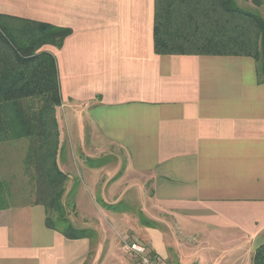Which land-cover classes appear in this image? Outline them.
<instances>
[{
  "label": "crops",
  "instance_id": "1",
  "mask_svg": "<svg viewBox=\"0 0 264 264\" xmlns=\"http://www.w3.org/2000/svg\"><path fill=\"white\" fill-rule=\"evenodd\" d=\"M154 13L155 0H0V15L71 31L43 47L56 59L59 138L87 130L94 146L118 148L187 237L251 258L264 244V81L247 56L157 55ZM45 219L39 203L0 206V264H86L91 239Z\"/></svg>",
  "mask_w": 264,
  "mask_h": 264
},
{
  "label": "trees",
  "instance_id": "2",
  "mask_svg": "<svg viewBox=\"0 0 264 264\" xmlns=\"http://www.w3.org/2000/svg\"><path fill=\"white\" fill-rule=\"evenodd\" d=\"M249 1L264 6V0ZM70 33L0 15V144L29 141L27 157L44 186L41 201L35 203L46 210V227L67 239H87L90 232L74 229L61 203L68 180L56 163L60 151L56 109L62 101L55 56L43 49L61 47ZM153 48L157 55L251 57L264 81V18L241 10L235 0H155ZM251 264H264V244L254 250Z\"/></svg>",
  "mask_w": 264,
  "mask_h": 264
},
{
  "label": "rangeland",
  "instance_id": "3",
  "mask_svg": "<svg viewBox=\"0 0 264 264\" xmlns=\"http://www.w3.org/2000/svg\"><path fill=\"white\" fill-rule=\"evenodd\" d=\"M235 2L241 10L264 18V7H256L249 0ZM58 113L61 119V112ZM71 122L68 117L69 126ZM60 125L65 131L67 119L63 118ZM66 133L62 140L59 138L56 158L57 166L61 158L63 164L58 168L68 176L61 203L69 223L90 232L92 258L88 257L86 264H132L124 249L129 240L146 245L163 264H251L249 254L240 247L235 250L236 246L217 237L193 240L169 216L158 212L145 177L126 172V156L118 148L101 150L94 146L87 130L85 140L68 137ZM31 149L26 139L0 144V206L41 201L44 186L36 179L35 163L28 160ZM91 180L94 191L84 187V182L90 185ZM78 185L81 189L75 199L70 190L76 191ZM98 201L115 209H106ZM153 217L159 221L155 223ZM144 220L154 222L155 226H147Z\"/></svg>",
  "mask_w": 264,
  "mask_h": 264
},
{
  "label": "built area",
  "instance_id": "4",
  "mask_svg": "<svg viewBox=\"0 0 264 264\" xmlns=\"http://www.w3.org/2000/svg\"><path fill=\"white\" fill-rule=\"evenodd\" d=\"M124 249L133 259V264H163L158 256L137 240L127 241Z\"/></svg>",
  "mask_w": 264,
  "mask_h": 264
}]
</instances>
